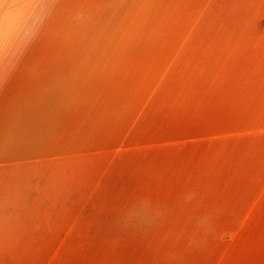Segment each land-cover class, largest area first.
Here are the masks:
<instances>
[{"label": "crops", "instance_id": "1", "mask_svg": "<svg viewBox=\"0 0 264 264\" xmlns=\"http://www.w3.org/2000/svg\"><path fill=\"white\" fill-rule=\"evenodd\" d=\"M223 124L232 151L264 137V0H0V264L108 237L70 226L122 189L111 174L172 172ZM254 205L191 220L215 224L174 264H264V195Z\"/></svg>", "mask_w": 264, "mask_h": 264}, {"label": "rangeland", "instance_id": "2", "mask_svg": "<svg viewBox=\"0 0 264 264\" xmlns=\"http://www.w3.org/2000/svg\"><path fill=\"white\" fill-rule=\"evenodd\" d=\"M228 131L229 126L223 124L221 137L216 135L199 142L191 140L190 158L182 161L179 156L177 161L184 166L178 164L177 167L175 162V169L167 174L165 164L156 171L161 163L157 161L152 163V168L151 165L148 167L150 170L128 166L120 174H111L115 185L119 177L127 181L122 189L104 188L109 205L79 207L76 217L79 221H73L70 226L75 229L82 224L84 230L89 231L87 233L109 236L79 239L78 244L88 246L83 252L76 249L64 253L65 258L58 260L54 257L62 254L36 255L37 261L41 262L42 257L47 263L57 261V264L82 258L109 264H165L171 261L174 264L182 260L180 255L187 240L183 236L215 224L191 220L249 213L264 195V137L243 141L254 149L253 154L251 151L244 154L240 149L232 151L233 141L229 140ZM259 151L260 157L256 156ZM84 215L87 216L82 220Z\"/></svg>", "mask_w": 264, "mask_h": 264}]
</instances>
